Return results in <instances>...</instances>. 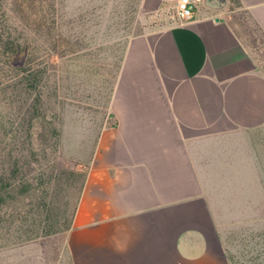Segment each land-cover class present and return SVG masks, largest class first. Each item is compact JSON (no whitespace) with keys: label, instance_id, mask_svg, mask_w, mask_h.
I'll list each match as a JSON object with an SVG mask.
<instances>
[{"label":"crops","instance_id":"1","mask_svg":"<svg viewBox=\"0 0 264 264\" xmlns=\"http://www.w3.org/2000/svg\"><path fill=\"white\" fill-rule=\"evenodd\" d=\"M55 1L63 30L83 44L72 79L87 64L105 88L55 264H232L228 225L264 224V56L237 28L232 2L196 0L186 24L170 21L176 0L121 2L126 21L142 23L123 49H105L85 42L90 9L70 15L71 0ZM241 2L264 29V0ZM84 114L71 116L74 125L87 123ZM0 264L49 263L36 239L2 249Z\"/></svg>","mask_w":264,"mask_h":264},{"label":"trees","instance_id":"2","mask_svg":"<svg viewBox=\"0 0 264 264\" xmlns=\"http://www.w3.org/2000/svg\"><path fill=\"white\" fill-rule=\"evenodd\" d=\"M230 1L247 14V34L264 55V29L241 0ZM14 4L0 0V250L42 239L48 263L55 264L89 171L88 164H67L58 110L72 99L71 64L84 55L83 44L63 30L55 0ZM23 56L25 64L16 65ZM80 177L68 219L70 186Z\"/></svg>","mask_w":264,"mask_h":264},{"label":"rangeland","instance_id":"3","mask_svg":"<svg viewBox=\"0 0 264 264\" xmlns=\"http://www.w3.org/2000/svg\"><path fill=\"white\" fill-rule=\"evenodd\" d=\"M24 1H26V5L29 6L33 0H14V6L17 7L20 2ZM126 1L128 0H101L102 3L99 7L98 5L94 6L97 0L88 2L87 0H71L72 3L69 6L70 15H76L90 9L88 12L92 20L89 21L88 24L89 26L92 24V26L88 31L85 30V33L88 34L85 42L89 44L90 48L105 46L106 49L107 44H111L112 46L119 44L123 49L127 34L130 33L132 28L134 31L135 27L138 28V24L140 25L142 23L134 20H132V22L126 21V14L119 13L122 12L124 8L120 3ZM199 4L203 5V0H199ZM225 7H229V3L224 6V8ZM93 8H95V16L90 14ZM232 8L236 10L234 14L238 13L237 15L235 14L233 18L237 28L243 34L248 35L246 24L243 23V21L249 22L246 19L247 14L245 15L241 9L233 5ZM232 8L230 7L228 10ZM104 54V57H106V50ZM98 65V67H100V64ZM75 68L77 72H74L75 78L72 79L73 91L71 94V98L75 102H67L63 107H61V105L58 110L61 111L63 119V152L65 160L70 166L77 163L79 167H86V164H88L94 153L100 125L103 120L101 104L102 100L105 98V88L103 87V77L101 75L98 77L93 75L92 71L95 70L87 68V64H85V66L79 65ZM79 71H81V73H79ZM78 109H81V111L85 113L84 118L88 120L82 128L74 125L71 120V116H73V114L75 116ZM82 181L83 178L80 177L76 185L70 186V204L67 212L69 214L68 219L71 218L74 206L77 202ZM64 193L65 192H62L61 194L62 198H65L63 197ZM62 235L64 236V233L59 236ZM225 246L231 257L232 264H264V224H229Z\"/></svg>","mask_w":264,"mask_h":264},{"label":"built area","instance_id":"4","mask_svg":"<svg viewBox=\"0 0 264 264\" xmlns=\"http://www.w3.org/2000/svg\"><path fill=\"white\" fill-rule=\"evenodd\" d=\"M198 3L196 0H176L168 10L170 21L180 24H186L194 19Z\"/></svg>","mask_w":264,"mask_h":264},{"label":"water","instance_id":"5","mask_svg":"<svg viewBox=\"0 0 264 264\" xmlns=\"http://www.w3.org/2000/svg\"><path fill=\"white\" fill-rule=\"evenodd\" d=\"M205 3L208 6L214 7V8H223L228 4V0H205ZM26 62V58L22 57L15 61L16 65H23Z\"/></svg>","mask_w":264,"mask_h":264}]
</instances>
